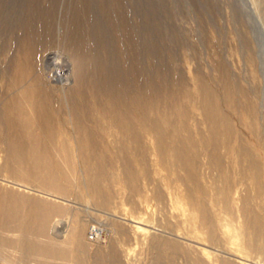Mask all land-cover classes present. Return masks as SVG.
<instances>
[{"label": "rangeland", "instance_id": "obj_1", "mask_svg": "<svg viewBox=\"0 0 264 264\" xmlns=\"http://www.w3.org/2000/svg\"><path fill=\"white\" fill-rule=\"evenodd\" d=\"M52 54L65 82L52 74ZM201 85L230 126L226 133L220 125L216 140L203 119ZM23 92L31 108L13 101ZM111 101L144 104L147 119L164 129L149 130L137 119L133 127L142 137L132 144L103 110ZM32 102L46 105L50 115L37 119ZM6 103L18 126L28 120L49 170L68 173V183L59 181L68 193L51 192L36 178H8L2 170L5 142L21 136L19 130L5 135ZM175 145L182 153L176 160ZM83 161L101 172L100 198L86 187ZM3 191L56 207L69 221L50 229L48 240L57 244L80 221L83 253L68 249L77 264H211L203 250L243 263L220 228L247 227L251 219L264 228V0H0ZM190 201L205 211L204 219L187 212ZM211 225L213 245L204 241ZM18 257V250L0 245V264H74ZM252 261L264 264L263 258Z\"/></svg>", "mask_w": 264, "mask_h": 264}, {"label": "bare ground", "instance_id": "obj_2", "mask_svg": "<svg viewBox=\"0 0 264 264\" xmlns=\"http://www.w3.org/2000/svg\"><path fill=\"white\" fill-rule=\"evenodd\" d=\"M55 59L56 56L54 54L47 57V60L50 61V64L56 69L53 71L52 74L57 81L65 82L67 80V76L65 75V73H63L64 70L60 67L61 65H58L59 62L54 61ZM16 67L17 64L13 63V69L14 68L17 69ZM10 85L11 82L9 84V87ZM199 91H200L199 93L202 92L203 96L205 97L207 96V98L203 100L202 112H204L203 114H205L204 116L205 118L203 119H206V123H208L209 130L207 131H209L211 139L216 140L217 136L219 135L218 134L219 132L217 130L220 125H223L225 127L224 132L226 131V133H230L229 132L230 126L227 124V122H225V120L222 118V115L217 111V106L215 105L216 101L214 100L213 97L210 96L211 93H209L210 91L208 87L206 88L205 86L203 87L201 85L199 87ZM28 93L29 92H23L19 95L14 94L13 101L17 103L20 100L22 101L23 107L28 108L30 106L31 108L30 94ZM135 103L139 104L138 102ZM137 104L134 105V103L132 102V104H130L129 106L125 104L123 105L121 104V106H119V104H115L114 102H112V104L108 102V104L104 107L103 110L111 118L110 122L112 124L114 123V126L117 127L118 130H120V132L122 133L121 135H124L126 138H128L132 144L139 145L142 135H140L141 132H138L136 129L134 130L133 121L138 119V121H140L141 123H145L144 125H146V127L148 126L149 130L153 129L158 132L164 129V124L163 122L158 121L156 119H152V118L147 119L145 115V107L143 106L144 104L143 105L142 104L137 105ZM20 105L21 103H18V106L16 108L19 109ZM32 106H33V110L31 113L33 114V116L36 115L35 117L37 119L41 118L40 117L41 112L44 114L45 117L49 114L48 110L46 109V105L32 102ZM132 106L134 107L132 108L131 111L129 108H131ZM2 111L3 113H2L1 123L3 129L5 130V135L6 136L8 135V137L10 138V135L14 134L13 132L17 133V130H19L21 131L20 134L21 136L19 138L20 142L23 143L24 140L26 139L29 142L27 145V150L25 149L26 150L25 152L24 147L21 146L22 143L19 142L18 138H17L18 141H14V140H7V142L4 141L5 144L7 143L6 147H4L6 155L4 153V158L1 164L2 165L1 168L8 175V178L11 177L19 181H25V180H30V178H36L37 180L40 181V183L43 186L47 187V189H49V191L51 192L62 195L68 193V191H65V189L62 188L63 185H61L59 182L61 181V183L63 182L65 184L68 183L67 182V178L69 176L68 173L66 171H63L60 174L58 172L52 173L49 170L50 167L49 164L47 163L48 161L45 162L39 158V155L37 154L36 151L37 148H36L35 140L32 139L34 135H32V133L29 132V130L32 131V129L31 127L28 126L29 123L28 120L25 119L27 123L26 122L24 123V118H23L21 125L18 126L12 114V110L9 104L7 103L3 105ZM50 117H52V115ZM86 139L85 141H88ZM161 142L162 139L157 137L156 146L162 147ZM213 142L214 141H212L211 143L213 144ZM8 143H10V145ZM84 145L86 146V144ZM210 145L211 144H209V146ZM213 145L215 146L217 144H213ZM170 152H172L171 154L175 160L177 159L176 157H181L182 154L180 147H178L177 145L171 147ZM84 164L87 169L85 175H87L86 177H87L88 185L86 187L88 188L89 191H91V193L98 195V198L102 197L101 196L103 193L102 188L99 186L100 184H98V180L101 177L100 174L101 172L94 171L87 162H84ZM29 201H30L29 196L24 194H18L17 192L15 193L11 191H3L0 193V232L3 233L2 235L0 234V245L8 246L18 250L19 257L15 260H19V261H23L30 256H38L48 260L53 259L57 263L58 261L64 262L66 260L67 262L72 261L74 264H77L79 261H77V255L75 254V252L77 251L78 254L83 253L82 241L79 238L84 230V227L81 226L82 225L81 222L75 221V224L72 225L71 232L69 233L70 234L69 238H67L68 240L65 241V243L63 244L61 242L62 245L57 244L51 240H48L50 229L51 228L57 229V226H61L65 224L69 225L68 224L69 221L68 222L63 221L58 217V214H56L58 213L56 207L52 205L49 206V204L47 205L41 203H34L35 204L34 205L32 204V202H30L32 204L31 205ZM186 205L188 206L187 208L188 211L185 209V207L183 208V206L180 208L183 213H185V211L189 212L194 219H196L197 217L199 219L200 217L202 219L205 218L206 216L205 211L202 212L199 209L196 210L193 206H191V201L190 203L188 202ZM250 221L251 222L247 223V227H240V226L232 227L230 224H226V225H221L220 228L222 230L221 233L223 234L224 239L227 242L229 250L233 252V254H235V258H238L241 260V262H243L241 264H259L253 262L252 260H256V259L258 260L260 258L264 259V228H262L258 222H255V219H251ZM210 227L211 228L209 229L206 228L208 229V231L204 233L205 234L204 241L213 245V243H215V239L212 233L214 232V227L212 228V225ZM99 233L101 234V230H99ZM42 236H44V238H46L47 241L38 240L39 237ZM69 247L74 249L75 251V252L72 251L74 252L73 254L71 253L72 255L69 252V250H71L69 249ZM202 254L203 257L205 256L206 259H208L211 262V264H232L226 260H222L219 258L216 259L215 256H214L215 258H213V255L207 251L203 250Z\"/></svg>", "mask_w": 264, "mask_h": 264}]
</instances>
